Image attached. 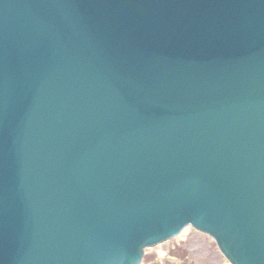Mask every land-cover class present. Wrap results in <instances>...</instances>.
<instances>
[{"label":"water","instance_id":"95a60500","mask_svg":"<svg viewBox=\"0 0 264 264\" xmlns=\"http://www.w3.org/2000/svg\"><path fill=\"white\" fill-rule=\"evenodd\" d=\"M187 224L264 264V0H0V264Z\"/></svg>","mask_w":264,"mask_h":264},{"label":"rangeland","instance_id":"374dc122","mask_svg":"<svg viewBox=\"0 0 264 264\" xmlns=\"http://www.w3.org/2000/svg\"><path fill=\"white\" fill-rule=\"evenodd\" d=\"M200 244L203 254L194 252ZM141 264H227V259L211 237L189 227L184 236L145 249Z\"/></svg>","mask_w":264,"mask_h":264},{"label":"bare ground","instance_id":"6f19581e","mask_svg":"<svg viewBox=\"0 0 264 264\" xmlns=\"http://www.w3.org/2000/svg\"><path fill=\"white\" fill-rule=\"evenodd\" d=\"M188 228H189V227H188ZM188 228H184V229L181 231V233H179V235H177L176 237H182V236H184L185 233L187 232ZM163 243H164V242H162V243H160V244H158V245H156V246H160V245H162ZM204 251H205V248H204L201 244H200V246H198V248H195V249H194V252H196V253H200V252H201V254H203ZM192 252H193V250H192Z\"/></svg>","mask_w":264,"mask_h":264}]
</instances>
